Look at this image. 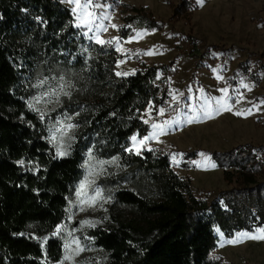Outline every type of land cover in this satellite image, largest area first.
Here are the masks:
<instances>
[{
  "label": "trees",
  "instance_id": "1",
  "mask_svg": "<svg viewBox=\"0 0 264 264\" xmlns=\"http://www.w3.org/2000/svg\"><path fill=\"white\" fill-rule=\"evenodd\" d=\"M73 22L59 0H0V264L60 260V242L50 239L42 247L36 239L63 222L89 149L102 159H121L138 175L133 190L115 195L138 219L90 233L111 264H220L211 258L215 227L232 235L264 225V182L256 178L264 163L249 148L214 153L224 182L236 188L207 204L174 173L167 157L127 151L132 136L147 133L141 113L166 105L168 70L144 65L117 77L113 51L93 46L99 55L89 58L77 52L83 40ZM49 71L70 77L75 91L70 104L82 109L75 119L74 151L62 159L52 157L46 129L18 94L21 81ZM27 164L35 167L28 171Z\"/></svg>",
  "mask_w": 264,
  "mask_h": 264
},
{
  "label": "rangeland",
  "instance_id": "2",
  "mask_svg": "<svg viewBox=\"0 0 264 264\" xmlns=\"http://www.w3.org/2000/svg\"><path fill=\"white\" fill-rule=\"evenodd\" d=\"M59 1L70 10L73 26L83 40L77 45L80 55H85V58L99 55L93 46L113 51L116 56L113 71L120 78L135 74L144 65L163 66L168 70L169 99L163 107L165 111L162 115L160 109L155 111L148 108L142 112L140 120L147 127V133L135 136L138 140L148 136L153 131L152 123L162 126L165 121L176 120L178 123L170 124L162 134L147 141L140 155L135 154L136 148L130 153L141 156L144 152H152L167 157L174 173L188 181L193 195L207 204L220 197V193L236 188L235 184L227 185L224 182L222 170L212 160L214 153L249 148L257 160L264 163V0H203L202 5L197 0H95L102 7L90 11H94L98 17L108 16V19L96 21L97 24L105 25L106 30L100 31L95 26L91 31L76 27L79 21L72 11L75 4L68 0ZM150 25L156 27L148 29ZM137 33L143 35L138 36ZM98 40L105 43H98ZM149 52L152 54H147ZM60 77L64 80L61 81ZM44 79L48 82L37 87ZM62 83L72 85L70 89H65L71 91L70 97L61 94L60 104L54 103L55 97H45L40 104L35 105L39 111L29 108L33 97L52 88L59 91ZM225 88L228 90L227 96L231 97L228 103L232 111L221 110L219 114L213 112L211 118H204L201 105L205 98H209L215 108L217 105L210 98L224 96L220 90ZM74 93L73 81L60 71L40 74L32 81L23 80L18 88V94L32 114L41 120V112L46 113L41 122L47 132L46 141L51 155L55 159L65 158L74 151L76 131L73 140L65 138L62 141L71 145L67 149L69 154L64 157L57 156V145L50 142L51 129L65 114L72 115L71 122L76 124V113L82 109L70 104ZM173 95L177 97L176 100H173ZM237 99L241 102L235 103ZM48 100L53 102L46 103ZM192 108L195 111H191ZM249 109L251 114H247ZM237 111L243 114L237 116L234 114ZM190 115L200 119L186 123L185 119ZM145 120L149 123H145ZM132 143L130 139L128 148L132 147ZM112 160L116 163L100 164V161ZM23 167L31 171L35 165ZM80 171L81 178L68 197L65 218L60 224L66 226L65 231L61 236H53L55 229L47 236V240H57L62 247L60 260L53 264H59L62 260L64 237L73 229L76 230L75 235L89 248L76 258L81 264H111L108 253L95 245L90 233L114 227L116 221L125 223L138 219L134 211L115 201L118 191L135 188L134 177L138 175L132 174L127 165L116 157L102 159L92 152L90 160L89 151L83 155ZM86 176L95 180L93 187L101 189L103 199L97 202L94 209L88 208L81 212L75 193ZM256 176L259 182H264V172ZM136 190L143 196L149 195L148 191L137 186ZM88 191L91 195L92 190ZM84 220L93 222L95 226H82L80 222ZM213 232L216 238V246L211 253L213 260L220 264H264V241L244 240L229 244L227 241L239 232L226 235L216 227ZM84 237L89 239L85 240ZM36 241L42 247L46 242L44 239Z\"/></svg>",
  "mask_w": 264,
  "mask_h": 264
},
{
  "label": "snow or ice",
  "instance_id": "3",
  "mask_svg": "<svg viewBox=\"0 0 264 264\" xmlns=\"http://www.w3.org/2000/svg\"><path fill=\"white\" fill-rule=\"evenodd\" d=\"M69 3H73L75 4V7H73L72 11L73 13L76 14V18L79 21V23H77L76 27L80 28H88L89 31L92 30L93 26H95L97 31H100L101 29H105V25L103 23H99L97 24L96 21L99 20H105L108 19L107 15L104 16H97L96 13L94 11H90V9H94V8H99L102 7V5L95 3V0H68ZM197 2L199 4H203V0H197ZM77 9H80V11L78 12ZM112 27H116V25H112ZM106 30V29H105ZM138 36H142L143 33H137ZM98 43H105L103 41H97ZM106 43H112V41H107ZM119 50V49H118ZM147 54H152L151 52L147 53ZM117 75H121L120 73H117ZM124 75H128V73H125ZM219 78V77H218ZM60 80L63 81L64 78L60 77ZM48 81L47 79L41 80L39 82L38 85H36L37 87H40L44 84H46ZM244 87H248L247 85H243ZM72 87V85L70 83H62L60 86L59 91H57L55 88H52L51 90H46L43 93H41L39 96H35L33 97V101L29 103V108H32L33 110H37L38 109L35 108V105L40 104L41 101L45 98V97H55V101L54 103L56 104H60V95H64V96H71V91H66L65 89L68 88L70 89ZM220 91H222L225 95L220 97V98H215L212 97L210 98L211 100L215 101V104L217 105V107L213 108L212 104L209 101V98H205L204 103L201 105V111L203 112V116L204 118H211L213 112H215L216 114H219L221 112V110L224 111H232V106L229 105L228 100L231 99V97L227 96V92L228 90L225 89H221ZM182 95V94H181ZM177 97L175 95H173V100H176ZM53 101L48 100L46 101V103H52ZM240 99H237L235 101V103H240ZM186 107H188L186 105ZM151 108V105H150ZM53 111L55 109H52ZM160 114L162 115L165 111V109H160ZM191 111H195L194 108L191 109ZM237 116L242 115L243 113L240 111H237L234 113ZM247 114H251V110H247ZM46 115V113L41 112V120L44 119V116ZM76 115H79V113H76ZM200 119V117L195 116V115H190L187 116L185 119L186 123H193V122H197ZM73 120V116L69 115V114H65L63 119H58L56 121V124L53 126V128L51 129V138H50V142L57 145L56 147V154L58 157H64L66 155H68V151L67 149L71 146L70 144H65L62 141H64L65 138H67L68 141H71L74 139V131L77 127L76 124L72 123L71 121ZM145 123H149L148 120L144 121ZM173 123H178V121L176 120H172V121H165L164 125H160V124H156V123H152L151 127L153 129V131L148 135L143 137L142 139L137 138V136H132L131 140H132V147L126 149L129 152H132L134 148H136V155H140L141 151L143 150V147L146 146V142L155 138L157 135L162 134L164 132L165 127L169 126L170 124ZM59 134V135H57ZM58 141H61L60 143H58ZM137 145H139L140 147L137 148ZM149 151H151V149H148ZM200 155H205L203 153H201ZM89 159H92V150L89 149ZM20 163H23V161H21ZM105 163H116L115 160L112 161H100V164H105ZM195 163V162H194ZM212 167H215V165H212ZM89 175H91V172L89 173ZM93 185H95V180H90L89 177H85V179L79 184L77 190H76V197L78 200V204L77 207H79V210L81 212L86 211L88 208H95L97 205V202L103 199V195L101 192V189L96 186L93 187ZM89 189L92 190V194L89 195ZM106 202V201H105ZM71 204V201H70ZM82 226L86 225L89 227H94L95 224L91 221L88 220H84L80 222ZM66 226L65 225H57L56 230L52 233L53 236H61V234L65 231ZM75 229L68 231L66 237H64V243H63V250H64V255L62 260L59 262V264H65V262H68V264H81V262L79 260H77L76 258L78 256H80V254L82 252H85L87 250H89L88 246L83 244L81 238H78L75 235ZM48 238L45 237L44 240L46 241ZM83 239H89V237H84ZM244 240H259V241H264V227H258L256 228V230L254 232H247V231H242L236 234V236L231 239L228 240L227 243L229 244H236V243H241ZM43 264V262H42Z\"/></svg>",
  "mask_w": 264,
  "mask_h": 264
}]
</instances>
